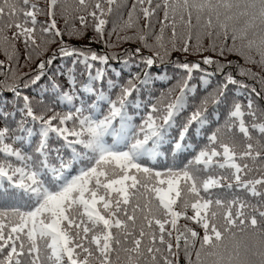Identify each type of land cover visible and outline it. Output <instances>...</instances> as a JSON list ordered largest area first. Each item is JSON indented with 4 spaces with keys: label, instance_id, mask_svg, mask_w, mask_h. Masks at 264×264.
<instances>
[{
    "label": "snow or ice",
    "instance_id": "1",
    "mask_svg": "<svg viewBox=\"0 0 264 264\" xmlns=\"http://www.w3.org/2000/svg\"><path fill=\"white\" fill-rule=\"evenodd\" d=\"M0 55V264H264V0H0Z\"/></svg>",
    "mask_w": 264,
    "mask_h": 264
},
{
    "label": "trees",
    "instance_id": "2",
    "mask_svg": "<svg viewBox=\"0 0 264 264\" xmlns=\"http://www.w3.org/2000/svg\"><path fill=\"white\" fill-rule=\"evenodd\" d=\"M39 2L43 3V0H39ZM58 26L62 30L64 29V21H63V19H61L59 17H58ZM76 26L79 27V24H77ZM92 36H93V33H92L91 29H89L88 37L91 38ZM65 40L68 41L69 43L77 44L78 46H81V45H84V44L88 43L87 40L77 41V40L73 39V40L69 41L67 36H65ZM111 41L113 43H115L116 42V37L112 36ZM90 46L93 49H95L97 51H100V52H108L109 54H116V53H123L124 49H126V48L134 49V48L138 47L139 45L135 44V43L134 44H120L119 46H117L115 48H105L103 43H92ZM175 55H178V54H174V57H173L174 59H175ZM181 58L183 59V57H181ZM3 59H4L3 55H0V60H3ZM188 59L189 60H193V59H199V58L198 57L189 56ZM229 59L235 60L237 58L234 57V56H229ZM37 65H38V60L26 61L24 59L23 53H21L18 65L14 64L13 68L16 70V72L19 75H22V76H24L25 79H27L28 75H34L35 72L38 70ZM57 67H63L65 69V71H66L67 68L71 67V61L62 60V59L58 58V59L54 60L53 65L50 66V69H55ZM80 67L81 66H78V68H80ZM110 67L111 68H115L117 71H119L122 68V64L119 61H117V60H111L110 61ZM5 70H7V69H5ZM82 70L83 69L81 67L80 71H82ZM80 71H78V72H80ZM131 71L133 73H135V72L140 71V70L136 69V68H132ZM168 72H169L170 75L172 74V70L171 69H168ZM153 74H155V73H153ZM51 75H52V71L51 70H46V76L41 78V81L39 82L40 85L43 86L45 84V82L47 81L48 77L51 76ZM109 75H111V72L109 73ZM125 76H127V75H125ZM3 79H4V77L2 75H0V80H3ZM158 87H159V85H158ZM24 91H25V94H28V92H29V90H24ZM37 91H38V89L36 91H33L32 95L36 96ZM38 98L39 97L37 96V99ZM5 100H8V101L12 100V94L10 92H5L2 95H0V104H3V102Z\"/></svg>",
    "mask_w": 264,
    "mask_h": 264
}]
</instances>
